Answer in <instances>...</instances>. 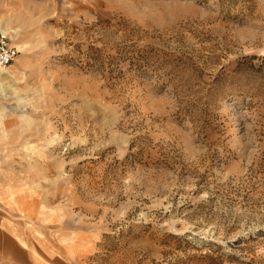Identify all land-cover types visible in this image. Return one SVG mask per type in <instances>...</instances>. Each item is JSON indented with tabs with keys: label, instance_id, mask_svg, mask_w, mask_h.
<instances>
[{
	"label": "rangeland",
	"instance_id": "obj_1",
	"mask_svg": "<svg viewBox=\"0 0 264 264\" xmlns=\"http://www.w3.org/2000/svg\"><path fill=\"white\" fill-rule=\"evenodd\" d=\"M1 36L0 264H264V0H0Z\"/></svg>",
	"mask_w": 264,
	"mask_h": 264
},
{
	"label": "built area",
	"instance_id": "obj_2",
	"mask_svg": "<svg viewBox=\"0 0 264 264\" xmlns=\"http://www.w3.org/2000/svg\"><path fill=\"white\" fill-rule=\"evenodd\" d=\"M17 49L10 40L4 36L0 37V68H6L17 56Z\"/></svg>",
	"mask_w": 264,
	"mask_h": 264
},
{
	"label": "crops",
	"instance_id": "obj_3",
	"mask_svg": "<svg viewBox=\"0 0 264 264\" xmlns=\"http://www.w3.org/2000/svg\"><path fill=\"white\" fill-rule=\"evenodd\" d=\"M7 192H8V178H7L6 168H5V164L3 165V162L0 159V201H4V202L8 201ZM15 201L18 200L15 199ZM16 205H17L16 206L17 209L20 208L18 204ZM14 208L15 207H12V210L14 212H17Z\"/></svg>",
	"mask_w": 264,
	"mask_h": 264
},
{
	"label": "bare ground",
	"instance_id": "obj_4",
	"mask_svg": "<svg viewBox=\"0 0 264 264\" xmlns=\"http://www.w3.org/2000/svg\"><path fill=\"white\" fill-rule=\"evenodd\" d=\"M2 32H3V31H2ZM0 69L4 70L5 68H0Z\"/></svg>",
	"mask_w": 264,
	"mask_h": 264
}]
</instances>
